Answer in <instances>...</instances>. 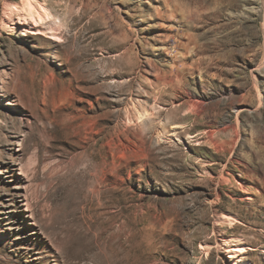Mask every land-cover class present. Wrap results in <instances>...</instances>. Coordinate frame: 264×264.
I'll list each match as a JSON object with an SVG mask.
<instances>
[{
  "label": "rangeland",
  "instance_id": "374dc122",
  "mask_svg": "<svg viewBox=\"0 0 264 264\" xmlns=\"http://www.w3.org/2000/svg\"><path fill=\"white\" fill-rule=\"evenodd\" d=\"M39 1L61 41L0 24V264H264L257 0Z\"/></svg>",
  "mask_w": 264,
  "mask_h": 264
},
{
  "label": "bare ground",
  "instance_id": "6f19581e",
  "mask_svg": "<svg viewBox=\"0 0 264 264\" xmlns=\"http://www.w3.org/2000/svg\"><path fill=\"white\" fill-rule=\"evenodd\" d=\"M20 1L29 12V16H30L29 19H24L22 21H15L12 17V14L7 13L6 15L3 16V18L0 21L1 27L3 29H7L9 31L19 30V31L29 32L38 37L47 36L55 41H61L62 38L61 31L64 27V24L62 23L63 19L61 20V18L54 15L51 12V10H49L48 7H46V4L43 3L42 1L41 2L39 0H20ZM257 3L260 4L259 6L261 7L262 11H264V0H257ZM212 145L214 146L215 143ZM239 187L241 188L242 191L248 192L244 184ZM249 199L251 198L249 197ZM217 221L221 223L225 221H237V220L235 217L231 215H224L223 217H218L217 215ZM234 246H237V244L235 242H232L230 243L229 247H220V248L222 249V252L225 254V257L235 260L234 264H247V262L244 261V259L242 258V254L247 251L244 245H239L238 247H234Z\"/></svg>",
  "mask_w": 264,
  "mask_h": 264
}]
</instances>
